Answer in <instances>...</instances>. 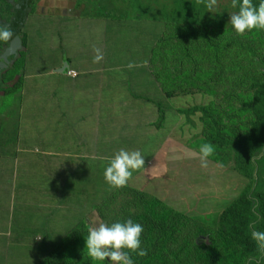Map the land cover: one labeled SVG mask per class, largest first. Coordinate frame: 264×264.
Returning <instances> with one entry per match:
<instances>
[{
  "label": "rangeland",
  "instance_id": "1",
  "mask_svg": "<svg viewBox=\"0 0 264 264\" xmlns=\"http://www.w3.org/2000/svg\"><path fill=\"white\" fill-rule=\"evenodd\" d=\"M14 1L0 0V26L11 28ZM32 5L0 90V245L11 243L25 264H111L91 260L85 248L87 223L101 214L109 225L143 226L147 255L130 253L133 264H264V252L249 259L218 234L221 215L249 187L247 203L264 197V145L252 178L218 146L207 168L194 155L211 135L238 140L249 132L252 92L264 85V30L237 34L231 0H217L211 11L198 0ZM71 14L77 23L107 18L109 55L99 63L78 56L82 38L68 28ZM10 42L0 41V58ZM65 63L76 77L48 74ZM93 64L100 72L87 83ZM121 148L139 150L145 163L127 186L112 188L103 173ZM256 223L264 232V221Z\"/></svg>",
  "mask_w": 264,
  "mask_h": 264
},
{
  "label": "clouds",
  "instance_id": "2",
  "mask_svg": "<svg viewBox=\"0 0 264 264\" xmlns=\"http://www.w3.org/2000/svg\"><path fill=\"white\" fill-rule=\"evenodd\" d=\"M198 2L204 3L209 11L217 4V0H198ZM231 4L233 8L238 6V11L231 13L229 20L237 34L243 35L246 31L253 29L264 30V0H259L258 6L253 4V0H231ZM12 39L11 28L6 25L0 26V41L8 42ZM94 52L96 55L93 62L99 63L103 59V52L99 48H94ZM137 66L146 67L147 61L141 65L135 62L128 64L130 69ZM214 154V145L203 143L199 147V153L194 155L199 159L200 167L207 168L208 158ZM144 163V156L139 150L129 151L121 148L108 158L103 173L104 179L112 188L125 187L133 172L143 168ZM142 233L143 226L132 219L114 222L111 225L102 220L93 219L87 227L85 247L87 255L93 261L108 259L111 264H133L130 253L140 257L147 255V250L141 248ZM251 238L257 243L258 249L264 252V232L253 229Z\"/></svg>",
  "mask_w": 264,
  "mask_h": 264
},
{
  "label": "trees",
  "instance_id": "3",
  "mask_svg": "<svg viewBox=\"0 0 264 264\" xmlns=\"http://www.w3.org/2000/svg\"><path fill=\"white\" fill-rule=\"evenodd\" d=\"M16 3L17 5L14 8L16 15L25 17L30 11L34 10L31 0H16ZM2 65L4 66L2 70L9 68L8 65L0 61V69ZM256 89L258 90L257 93L252 92V127L250 124L249 132L247 131L248 133L238 140L225 137L220 133L209 137L211 144L225 150L226 153L228 152L229 157L234 161L235 168L242 175L249 178L257 174L256 166L260 163L259 157L261 156V151H257V149L264 145V100L259 96V93L264 89V85L257 84L254 86V90ZM159 113L160 122H164V110H161ZM4 126L5 124L2 127ZM225 161L222 157V162L224 163ZM251 189L252 187H249L241 199L223 212L218 224V234L226 249H229L231 246H237L242 255L247 256L249 259H255L260 256L261 251L258 249L257 243L251 238V232L253 229L257 230V227H259L257 223L259 221H264V197L261 199L260 195L258 197H254V195L253 201L251 203L248 201L247 203V194ZM253 191L255 192V188ZM259 199L262 200L261 207H259ZM100 215L98 216L102 220ZM255 222H257V225L252 228L251 225ZM87 225L89 224L87 223ZM64 242L60 247L61 249H58L55 253H51L53 254L51 257L55 260L56 258L58 259L59 253L63 252L69 245L68 241ZM87 260L89 261L90 258L87 257Z\"/></svg>",
  "mask_w": 264,
  "mask_h": 264
},
{
  "label": "crops",
  "instance_id": "4",
  "mask_svg": "<svg viewBox=\"0 0 264 264\" xmlns=\"http://www.w3.org/2000/svg\"><path fill=\"white\" fill-rule=\"evenodd\" d=\"M25 17H23V20ZM77 18H78L77 14H71L70 16H68L67 25H68V28L74 32L73 36H76V37L80 36L82 38V41H85L86 39L85 42L77 40L78 38L75 40L77 42L76 45H79V50L81 53V54H78V56L81 57L82 55L86 59H90L91 61H93V58L96 55V53L94 52V48L101 49L103 53H106L105 56H108L109 49L108 48L106 49V44H105L106 41L104 39V36L102 37V35L106 33V29L108 28V25H109L107 18L105 16L87 17L88 22L86 23L79 22V21L77 23ZM77 25H78V29H77ZM101 29L104 30L102 34L100 32ZM90 40H92V43L88 44L87 42ZM112 46L114 47V49L118 48L116 45H112ZM75 50H78V48L75 47ZM76 54H77V51L72 52V55L76 56ZM70 67L71 65L69 64V69ZM85 70H86L85 74H87V77L83 80L87 81V83H90L91 81H93L95 79V75L100 72V70L95 66V64H93L92 66H89L88 68H85ZM56 73L61 74L60 69H54L48 74H56ZM79 74H84V72L80 70ZM61 75L66 76V74H61ZM9 210H10L9 217L11 218L12 217V207H10ZM7 232H8V229L5 230V233ZM9 244L11 245V243ZM9 244L4 243L3 245H0V252L6 251V249H8L6 253L4 252V257L0 256V264H25L23 263L25 259L21 258L22 254L13 253V250L11 249L12 245L10 246ZM7 255H10V257L9 258L5 257ZM44 263L45 261H43V264ZM94 264H96V262Z\"/></svg>",
  "mask_w": 264,
  "mask_h": 264
},
{
  "label": "water",
  "instance_id": "5",
  "mask_svg": "<svg viewBox=\"0 0 264 264\" xmlns=\"http://www.w3.org/2000/svg\"><path fill=\"white\" fill-rule=\"evenodd\" d=\"M22 23H23V19L21 17H15L12 23V26H11L12 32L17 33ZM19 50H20V47L15 44V41H12L11 45L2 55L1 59L6 65H8L17 57ZM68 70H69V64L65 63L63 67L60 69V73L67 74Z\"/></svg>",
  "mask_w": 264,
  "mask_h": 264
},
{
  "label": "flooded vegetation",
  "instance_id": "6",
  "mask_svg": "<svg viewBox=\"0 0 264 264\" xmlns=\"http://www.w3.org/2000/svg\"><path fill=\"white\" fill-rule=\"evenodd\" d=\"M14 3H16V1H14ZM16 17H21L22 19H23V17L24 16H19V15H17ZM19 33H20V29H19V31L17 32V33H13V39L11 40V42H10V45H11V43H12V41H15V44L17 45V46H19L20 47V49H21V45H20V35H19ZM9 45V46H10ZM20 51V50H19ZM19 51H18V53H19ZM0 61H2L3 62V60L0 58ZM4 63V62H3ZM5 64V63H4ZM9 65V64H8ZM4 68V66H2V68L0 69V90L2 91V89H1V87L4 85V84H6L5 83V80L3 79V73H4V71H7V70H9V68L8 69H5V70H2Z\"/></svg>",
  "mask_w": 264,
  "mask_h": 264
},
{
  "label": "built area",
  "instance_id": "7",
  "mask_svg": "<svg viewBox=\"0 0 264 264\" xmlns=\"http://www.w3.org/2000/svg\"><path fill=\"white\" fill-rule=\"evenodd\" d=\"M68 74L71 77H76L77 76V74L75 72L71 71V70L68 71Z\"/></svg>",
  "mask_w": 264,
  "mask_h": 264
},
{
  "label": "bare ground",
  "instance_id": "8",
  "mask_svg": "<svg viewBox=\"0 0 264 264\" xmlns=\"http://www.w3.org/2000/svg\"><path fill=\"white\" fill-rule=\"evenodd\" d=\"M224 123V122H223Z\"/></svg>",
  "mask_w": 264,
  "mask_h": 264
}]
</instances>
